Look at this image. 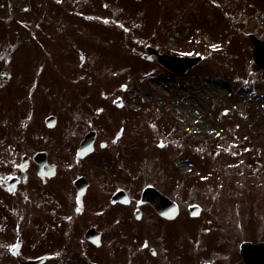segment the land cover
<instances>
[{"label":"rangeland","instance_id":"obj_1","mask_svg":"<svg viewBox=\"0 0 264 264\" xmlns=\"http://www.w3.org/2000/svg\"><path fill=\"white\" fill-rule=\"evenodd\" d=\"M96 3L95 33L79 42L97 75L95 108L109 119L97 128L106 149L90 159L109 179L100 190L122 187L137 198L152 185L181 210L170 225H128L127 246L111 264H241L240 243L264 240V71L247 38L264 41V0ZM145 46L202 61L175 75L144 60ZM190 204L201 207L196 219ZM56 242L63 251L51 264H81L77 240L64 231Z\"/></svg>","mask_w":264,"mask_h":264},{"label":"flooded vegetation","instance_id":"obj_2","mask_svg":"<svg viewBox=\"0 0 264 264\" xmlns=\"http://www.w3.org/2000/svg\"><path fill=\"white\" fill-rule=\"evenodd\" d=\"M96 12V0H0V262L50 256L67 226L81 264H107L126 248L128 225L175 220L139 205L141 192L100 190L109 179L90 162L96 148L106 149L97 134L94 153L76 157L85 135L109 121L95 108V70L79 42L93 35ZM118 190L128 205L111 202Z\"/></svg>","mask_w":264,"mask_h":264},{"label":"water","instance_id":"obj_3","mask_svg":"<svg viewBox=\"0 0 264 264\" xmlns=\"http://www.w3.org/2000/svg\"><path fill=\"white\" fill-rule=\"evenodd\" d=\"M249 38L253 45L252 57L254 62L264 69V43L256 39L253 35H249ZM148 54H153L157 62L167 68L169 71L175 73H185L188 69L192 68L194 65L200 62V57L193 58H182V57H170L167 55H159L156 51L151 48H146ZM147 59V56L144 57ZM118 104V103H117ZM84 149H81V152H86ZM90 150V149H87ZM80 156V155H79ZM143 202H150L157 211H161L166 205L167 209L164 210L168 214V218H173L176 215V206H174L168 199L161 196L153 188L147 187L142 193ZM173 211V212H172ZM192 215H197L199 213V208L192 206L190 208ZM241 256L243 257L245 264H264V242L258 244H249L244 243L241 245ZM41 260L27 261L22 264H40Z\"/></svg>","mask_w":264,"mask_h":264}]
</instances>
